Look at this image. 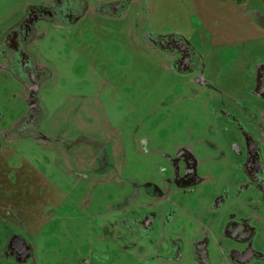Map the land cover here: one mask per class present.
Returning <instances> with one entry per match:
<instances>
[{"label":"rangeland","instance_id":"obj_1","mask_svg":"<svg viewBox=\"0 0 264 264\" xmlns=\"http://www.w3.org/2000/svg\"><path fill=\"white\" fill-rule=\"evenodd\" d=\"M55 1L0 0V40ZM83 1L73 21L36 23L29 52L41 69V111L18 132L31 112L32 83L0 58V264H193L196 234L188 232L201 230L212 231L218 257L212 233L220 220L234 209L249 215L259 203L248 189L213 207L225 188L237 193L229 155L236 129L223 112L254 99L245 77L264 60L254 22L264 0ZM121 1L112 15L105 11ZM176 36L197 48L201 70L178 72L155 43ZM231 57L240 62L234 69ZM185 151L197 156L205 181L177 190L167 180ZM169 208L173 222L139 232L140 219H164ZM256 226L264 250V219ZM167 232L183 238L182 259L165 258ZM12 235L31 247L23 263L2 251Z\"/></svg>","mask_w":264,"mask_h":264},{"label":"flooded vegetation","instance_id":"obj_2","mask_svg":"<svg viewBox=\"0 0 264 264\" xmlns=\"http://www.w3.org/2000/svg\"><path fill=\"white\" fill-rule=\"evenodd\" d=\"M237 1V4H241L244 0ZM247 1L245 0L246 3ZM122 3L121 1L113 4L105 11L112 15L114 6L122 5ZM85 5L83 0H56L51 9H35L29 13L0 40V58L6 61L7 68L12 70L19 79L24 77L30 83H32V79L36 80V85L40 87L41 69L36 65L34 54L29 52L30 43L35 37L36 23L43 19L73 21L80 15ZM256 11H254L256 15L255 25L264 33V14L260 16ZM118 13L122 14V10ZM155 43L169 55H172L173 63L178 72L189 74L202 69V56L188 40L178 36L163 37L158 38ZM229 64L228 67L234 69L240 65V62L237 61V57H231ZM245 80L250 85L247 94H250L254 99L246 103L238 102L240 108H234L235 111L223 112L236 129V138L230 144L229 155L234 161L233 169L238 172L239 176L236 180L237 193L231 196L229 189L225 188L215 196L213 207L218 209L227 201L238 198L248 189H254L258 193L259 203L256 206H250L252 212L249 215H242L244 213L234 209L227 218L220 220L218 231L212 233L216 248L219 249L218 257L212 252L211 230L189 231L188 234L190 235L196 234L192 247L193 264H264V250L255 245V241L261 234L256 223L264 219V60L257 61L252 65V71L246 75ZM201 82L205 84L204 81L201 80ZM208 86L213 88L211 85ZM31 93L28 101L31 98ZM34 101L37 106L34 109L31 108L29 116L15 128V132L24 129L26 124L31 125L35 121L37 109L40 111L41 109H39L37 97L34 98ZM224 144L226 143L224 142ZM178 156L173 161L172 178L167 182L174 183L173 185L177 189L196 186L205 181L200 176L201 162L197 156L190 151L180 153ZM221 156L226 155L222 152ZM157 192V196L166 199L167 191L157 189ZM174 214L175 211L169 208L164 219H157L154 214L146 215L139 220V232L144 236L153 235L156 232L158 221L163 220L164 225L167 226L174 221ZM180 232L185 234L187 231L183 227ZM167 234L170 240L165 258L168 261L182 259L183 238L173 236L169 232ZM2 251L6 257L13 258L19 263L27 261L31 256L30 245L18 235H12Z\"/></svg>","mask_w":264,"mask_h":264},{"label":"water","instance_id":"obj_3","mask_svg":"<svg viewBox=\"0 0 264 264\" xmlns=\"http://www.w3.org/2000/svg\"><path fill=\"white\" fill-rule=\"evenodd\" d=\"M35 82H36V80L32 79V88H31L32 89V93H31V98L29 100L30 107L32 109H34L37 106L36 102L34 101V98L37 97V92H38V89H39L38 85H36Z\"/></svg>","mask_w":264,"mask_h":264}]
</instances>
